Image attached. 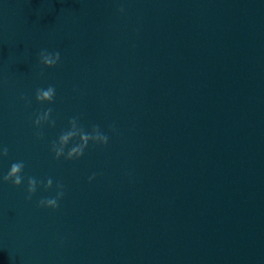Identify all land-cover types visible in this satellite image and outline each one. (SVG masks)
<instances>
[{"label":"water","instance_id":"1","mask_svg":"<svg viewBox=\"0 0 264 264\" xmlns=\"http://www.w3.org/2000/svg\"><path fill=\"white\" fill-rule=\"evenodd\" d=\"M0 264H264V0H0Z\"/></svg>","mask_w":264,"mask_h":264},{"label":"clouds","instance_id":"2","mask_svg":"<svg viewBox=\"0 0 264 264\" xmlns=\"http://www.w3.org/2000/svg\"><path fill=\"white\" fill-rule=\"evenodd\" d=\"M41 60L45 64H52V63L55 62V57L51 56V55H43L42 54ZM51 95H52V89L51 88L41 89V90L38 91L37 98L38 99H49L51 97ZM71 135H73L72 132H68V133H65L64 135H62L59 138L61 144H63L68 139V137L71 136ZM81 140L82 141H86L87 140V136L86 135H82L81 136ZM80 147L81 146L73 147L72 149H70L68 154L69 155H72L73 153L79 154ZM57 151L59 152V149ZM20 168H21V165L19 163L11 164L9 166L8 172L5 173V175H4V179L8 180L9 178H11V181H12L13 184H19L20 180H21V176L19 175ZM31 190H32V181L30 180L29 181V191H31ZM46 203L48 205H53L54 206L55 201L54 200H48V201H46Z\"/></svg>","mask_w":264,"mask_h":264}]
</instances>
